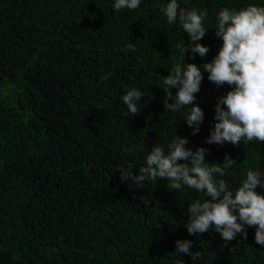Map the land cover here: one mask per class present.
Instances as JSON below:
<instances>
[{"label": "trees", "instance_id": "trees-1", "mask_svg": "<svg viewBox=\"0 0 264 264\" xmlns=\"http://www.w3.org/2000/svg\"><path fill=\"white\" fill-rule=\"evenodd\" d=\"M166 2L114 11L113 0H0V264H264L256 226L227 244L212 229L189 235L188 204L203 193L170 190L166 179L142 187L120 180L118 167L138 174L147 152L175 134L193 150L207 148V163L225 172L215 179L230 188L249 168L264 170V141L206 143L217 99L231 89L218 88L203 70L222 43L218 12L264 0H179L208 11L209 30L197 43L209 52L185 56L204 76L195 94L205 113L196 135L183 110L164 108L162 81L180 62L177 45L189 42L178 23L167 24L159 7ZM130 87L146 93L135 116L121 100ZM177 240L192 241L200 255L176 256Z\"/></svg>", "mask_w": 264, "mask_h": 264}, {"label": "clouds", "instance_id": "clouds-1", "mask_svg": "<svg viewBox=\"0 0 264 264\" xmlns=\"http://www.w3.org/2000/svg\"><path fill=\"white\" fill-rule=\"evenodd\" d=\"M142 0H113L114 11L137 10ZM160 11L166 17L167 24L176 25L188 34V45L178 44L179 63L171 67L170 75L164 76L162 89L166 93L165 110L177 113L183 110V120L192 129V135L200 131L205 113L195 103V94L200 92L204 79L201 68L194 63H185L189 52L204 57L209 47L201 43L207 31L204 21L207 9L184 8L179 0H167L161 4ZM215 36L221 40L218 53L211 62L203 64L208 73L207 79L218 88L227 84L230 91L220 96L215 105V124L210 129L208 144L231 143L241 141H264V4H248L245 7L222 8L216 15ZM112 73L100 76L101 82L108 80ZM176 89L173 95L171 89ZM146 95L137 87L125 89L121 100L131 116L139 114L144 105L141 99ZM169 100L172 102L169 103ZM187 137L175 134L167 145H154L144 156L138 174L133 167L121 166V182L131 181L132 185L142 187L146 183L167 180V188L181 191L185 188L203 193V199H196L188 204V219L185 227L189 235H200L210 229L219 233L221 239L232 241L237 234L247 239L245 226H256L255 241L264 246V193L257 189L264 188V170L251 169L246 172L238 186L231 187L224 179H215L225 175L224 169L207 163V148L188 147ZM140 151H144L141 146ZM225 163L232 167L236 161L227 155ZM131 186V185H130ZM147 198L142 200L149 207ZM192 241L177 240L175 254H186L195 260L199 251H192ZM176 264H184L176 261Z\"/></svg>", "mask_w": 264, "mask_h": 264}]
</instances>
